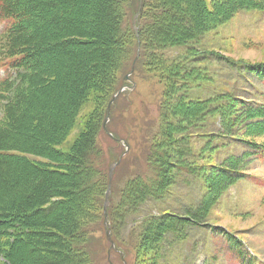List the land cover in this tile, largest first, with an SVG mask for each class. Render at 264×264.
<instances>
[{
  "label": "trees",
  "instance_id": "obj_1",
  "mask_svg": "<svg viewBox=\"0 0 264 264\" xmlns=\"http://www.w3.org/2000/svg\"><path fill=\"white\" fill-rule=\"evenodd\" d=\"M226 1V12L234 10L224 15L217 9L218 14L210 17L201 0H141L138 39L132 18L140 0H0V19L7 22L0 35V62L6 61L9 67L0 80L4 111L0 118V264H88L95 259L97 250L88 242V235L97 229L104 235L102 205L108 167L119 157L114 150L104 154L99 147L98 137L108 136L101 125L105 109L94 113L99 125L81 129L68 148L60 145L82 105L91 98L98 101V96L107 105L132 63L134 72L137 63L160 67L167 78L169 99L158 110L156 142L160 143L154 141L144 151L149 171H137L140 185H130V217L136 218L146 200H160L177 178L183 182L181 175L202 181L206 189L191 219L173 213L148 214L141 221L147 236L125 240L119 229L115 231L113 214L120 211L111 203V188L107 213L112 239L126 264H155L161 248L156 241L172 248L183 227L207 223L224 186L244 173L240 172V158L237 162L218 160L203 145L195 159L202 160L206 152L207 157L202 163H190L195 155L191 135L210 134L224 138L225 143V138L243 131L264 128L263 107L254 103L246 106L227 88L221 89L224 95L215 98L189 96L194 86L208 80L209 73L199 63L220 60L236 66L232 59L199 49L207 32L242 9L264 8V0ZM169 47L184 53L171 56ZM241 63L246 70L264 74V67ZM121 71V79H115ZM208 115L218 117L211 130L205 125ZM112 119L110 115L109 123ZM34 125L38 135L25 132ZM110 127L111 141L125 140ZM163 138L166 141L161 142ZM95 166L103 168L105 179L99 188L101 211L92 218L87 208L95 199ZM218 232L232 242L245 264L253 263L236 241ZM103 235L106 261L109 244ZM161 253L164 255L165 249ZM109 255L114 264H124L120 253L111 251Z\"/></svg>",
  "mask_w": 264,
  "mask_h": 264
},
{
  "label": "rangeland",
  "instance_id": "obj_2",
  "mask_svg": "<svg viewBox=\"0 0 264 264\" xmlns=\"http://www.w3.org/2000/svg\"><path fill=\"white\" fill-rule=\"evenodd\" d=\"M201 1L210 17H215L216 13L218 14L217 9L224 11V15H228L234 10L230 11L231 9H229L230 13L229 11L226 12L224 6L226 0ZM175 21L180 23L181 19L176 18ZM4 25V23L0 22V32ZM200 43L199 49L211 50L216 54L222 55L225 60L232 59L236 66L230 67L220 60L199 63L198 65L206 68L209 73L208 80L205 83L194 86L190 90L189 96L200 99L215 98L224 95L220 89L223 87L235 94L246 106L250 104L248 97H252L264 105V82L259 80V75L244 71L240 67L243 64L241 62L253 64L254 67L260 69L264 67V9L237 12L229 20L220 24L214 30L207 32ZM139 44L140 42H138ZM167 50L170 51L171 56L184 53L171 47ZM132 65L128 72L132 71L129 75V80L135 82L134 89L130 92L121 93V97H115L108 110L107 105H104V99L98 96L99 92L95 91L98 101L91 98L82 105L75 116L74 124L60 145L61 148H68L74 142L76 135L81 129L93 123L99 125L97 115L103 108L106 114L112 116V123L107 121L104 125H106L108 131L111 126L110 129L125 137L127 142L121 138H114L118 142L114 143L110 140V136L108 137L107 135V138L104 135L99 136L101 139L98 137V142L104 154L111 149L119 155L116 161L118 159L120 161L115 165L112 172L111 188L114 189V196L111 198V203L120 211L113 214L116 225L115 231L119 229L120 237L125 240H130L131 237L144 238L145 235L147 236L141 221L148 214L173 213L191 219L203 191L206 189V184L202 181L191 178L192 176L181 175L184 179L183 182L180 178H177L179 180L176 184L170 187L163 194L164 196H161L160 200H146L142 211L140 213L139 210L136 211L138 213L136 218L133 217L135 215L130 217L131 211L127 210L130 207V199H128L132 190L130 185H140L137 171L144 173L149 171V169H146L147 162L144 151L154 141L156 142L159 137L156 136L159 128L158 110L165 107L166 98L169 99L166 87L167 78L164 73L162 74L160 67L150 68V66L143 65V63L141 65L137 63L134 72V63ZM125 70L126 68L122 71ZM1 71L3 72L4 69L0 68V74ZM122 71L115 75V79L120 77ZM124 76H122V82ZM170 89H173V86ZM125 102L127 103L126 105ZM121 106L122 109L117 110ZM176 112L175 110L173 113ZM3 113L4 111L0 106V118ZM94 113H97V115H94ZM210 117L211 115H208L206 118V130L214 129L217 125L218 117ZM104 120L101 123L102 129ZM262 121L264 124V118H262ZM34 127L30 126L25 132L38 135V127ZM255 129H251L248 132L247 130L246 132L243 131V136L242 133H239L236 136L225 138V143L223 141L224 138L210 134L208 136L191 135L190 146L195 155L194 158L189 160L190 163H202L204 158L207 157L206 152L201 157L202 160L195 159L197 152L203 145L205 150L210 151L212 157L214 158L215 156L218 160L229 158L237 162V159L240 158L238 161L241 164L240 172L242 171L244 174L234 183L224 186L222 194L215 201L214 207L207 216L206 222L210 226H205L204 223L202 225H187L183 227L180 230L178 239L173 242V249L171 245H162L161 241L157 239L156 244H159L161 248L157 251L155 264L158 261L159 264H165V262L166 264H242L237 254L230 250L227 241L211 230L212 226L220 227L223 231L228 230L234 233L235 236L237 235L244 239L245 243L250 245L257 253V258L252 257L254 260L253 264H264V128L258 132ZM164 139L160 141H166ZM103 158L101 157V161L104 160ZM92 174L93 177H97L95 194L92 196L96 200L93 198V201H90L92 205H89L90 203L88 202L90 209L88 210L87 208V211L93 218L101 211L98 197L101 193L99 188L105 179V173L103 168L97 167ZM102 235L103 233L100 232V229L95 230L92 235H88V242L97 250L95 259L92 263L88 261V264H110L111 262L109 254L113 250H107L108 257L106 261L103 258L104 245L101 238ZM231 238L234 239L233 237ZM82 243L85 244V239H83ZM116 248H118L117 245ZM164 249L165 254L162 255L161 252ZM85 250L87 249L84 248L83 251ZM166 251L168 254H166ZM171 251L172 254H170ZM248 258L251 257L248 255ZM162 259H165V262H162ZM122 261L124 262L123 259ZM138 261L142 263V258L138 259ZM117 263L116 261L115 264Z\"/></svg>",
  "mask_w": 264,
  "mask_h": 264
},
{
  "label": "water",
  "instance_id": "obj_3",
  "mask_svg": "<svg viewBox=\"0 0 264 264\" xmlns=\"http://www.w3.org/2000/svg\"><path fill=\"white\" fill-rule=\"evenodd\" d=\"M141 11V2L139 4V7H138V10L137 12L133 15V18H132V23L134 25V29H135V33L136 35H138V26H137V20H138V16H139V13ZM138 56V54H137ZM137 58V57H136ZM133 66V65H132ZM132 71L128 72L127 74H125V76L123 77L124 80H128L129 79V75L131 74ZM131 87H129V89H131ZM126 89V87H122L120 88L116 94L124 91ZM116 94L113 96V98L108 102L107 104V110L109 108V106L111 105V103L113 102V100L115 99L116 97ZM109 113V112H108ZM108 114H107V118L104 120V123H103V129L106 133V135L112 137V134L107 130L106 128V125L105 122H107L108 120ZM120 161V159H118L115 163H112L109 167V182H108V186H107V190L105 192V199H104V203H103V215H104V220H103V225L105 227V235H106V239L110 242V249L112 248L113 251L117 252V253H120L118 248H116V244L114 243V241L112 240V235H111V227H110V223H109V219H108V213H107V207H108V204H109V196H110V193H111V182H112V172H113V169L115 167V165L118 164V162ZM123 255V253L121 252V256ZM112 264V263H110Z\"/></svg>",
  "mask_w": 264,
  "mask_h": 264
},
{
  "label": "bare ground",
  "instance_id": "obj_4",
  "mask_svg": "<svg viewBox=\"0 0 264 264\" xmlns=\"http://www.w3.org/2000/svg\"><path fill=\"white\" fill-rule=\"evenodd\" d=\"M136 57H137V55H136ZM136 57H135L134 61L137 59ZM122 86H123V85H122ZM122 86H121V87H122ZM118 90H119V89H118ZM118 90H117V91H118ZM117 91H116V92H117ZM108 174H109V171H108ZM108 182H109V177H108ZM107 186H108V183H107ZM106 190H107V188H106ZM105 192H106V191H105ZM110 195H111V193H110ZM104 197H105V195H104ZM109 197H110V196H109ZM102 206H103V205H102ZM102 213H103V208H102ZM103 220H104V215H103ZM103 227H104V225H103ZM104 235H105V227H104ZM111 235H112V231H111ZM105 238H106V235H105ZM106 240H107V239H106ZM112 240H113V239H112ZM107 241H108V240H107ZM108 242H109V241H108ZM114 243H115V242H114ZM109 250H113L112 248L110 249V242H109V248H108V251H109ZM120 255H121V251H120ZM121 258L124 260V255H122ZM110 263H111V262H110ZM123 263H124V264L126 263L125 260H124ZM112 264H113V263H112Z\"/></svg>",
  "mask_w": 264,
  "mask_h": 264
}]
</instances>
